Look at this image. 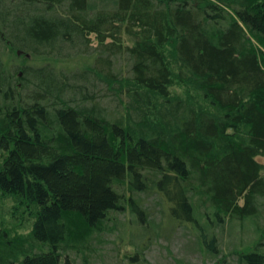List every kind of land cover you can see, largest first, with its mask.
<instances>
[{"label":"trees","instance_id":"1","mask_svg":"<svg viewBox=\"0 0 264 264\" xmlns=\"http://www.w3.org/2000/svg\"><path fill=\"white\" fill-rule=\"evenodd\" d=\"M8 200L0 264H93L119 213L213 255L249 220L237 264H264V0H0Z\"/></svg>","mask_w":264,"mask_h":264},{"label":"rangeland","instance_id":"2","mask_svg":"<svg viewBox=\"0 0 264 264\" xmlns=\"http://www.w3.org/2000/svg\"><path fill=\"white\" fill-rule=\"evenodd\" d=\"M143 197L150 210L147 218L160 221L157 197ZM11 205L10 200L0 202V226L19 231L27 230L28 219L17 208H11ZM128 217V213L117 214L112 231L100 235L101 241L98 245L95 242L98 251L93 256V264H237L239 252L245 250L256 235L255 226L249 220L243 223H226L222 229L215 230L219 246L213 255L197 244L196 234L191 227L166 224L163 221L161 228H157V224L151 223L145 235L136 237L141 230L136 225L131 230ZM257 223L264 225L263 216ZM258 232L261 234V229ZM137 252L138 255L135 256ZM130 256H135L133 261Z\"/></svg>","mask_w":264,"mask_h":264}]
</instances>
